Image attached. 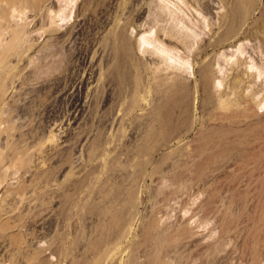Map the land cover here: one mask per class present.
Returning a JSON list of instances; mask_svg holds the SVG:
<instances>
[{
    "label": "rangeland",
    "instance_id": "374dc122",
    "mask_svg": "<svg viewBox=\"0 0 264 264\" xmlns=\"http://www.w3.org/2000/svg\"><path fill=\"white\" fill-rule=\"evenodd\" d=\"M79 1L60 26L16 11L0 31V102L12 107L0 144L13 150L0 180V264H264V0H86L88 22L72 40ZM17 26L23 38L14 44ZM118 30L129 47L120 67L110 36ZM143 34L189 62L165 69L163 52ZM51 53L61 59L57 74L17 80ZM85 54L102 57L98 70ZM215 55L221 84L204 101L199 65ZM83 76L96 80L77 107L72 94ZM166 76L185 84L191 100L176 95L160 122Z\"/></svg>",
    "mask_w": 264,
    "mask_h": 264
},
{
    "label": "bare ground",
    "instance_id": "6f19581e",
    "mask_svg": "<svg viewBox=\"0 0 264 264\" xmlns=\"http://www.w3.org/2000/svg\"><path fill=\"white\" fill-rule=\"evenodd\" d=\"M50 2V0H0V31H2V32H4L3 30H6L8 27H10V24H12L13 23V21H12V23H10L11 22V20H13V19H11V15H13L14 13L13 12H16V11H20V12H26V13H29V14H31V15H33V17L35 16V17H37V15H39V18H41V22H43L42 21V18L43 19H47V18H49V19H47L49 22L51 21V28H52V24H54L55 23V25H53V27L54 26H60L59 24H58V20H61V21H64V20H66V19H68V17L70 16L69 14H67L65 11H66V9L70 6V3H73L75 0H59V1H63L64 2V4L62 3V2H60L58 5H56L55 3H52L51 4V6H49L48 8L46 7V4L47 3H49ZM52 1V0H51ZM86 0H80L79 1V3L77 4V13H78V15H80L79 17V20H78V22H77V24L69 31V39H72V40H74L76 37V35L79 33V31L81 30V27L85 24V22L88 20H86V18L84 17V13H83V10H84V3H86L85 2ZM158 1V0H157ZM210 1V0H209ZM238 1V3H240L241 1H243V0H237ZM216 2V1H215ZM222 3L223 1H219V3ZM207 3H208V1H207ZM206 3V4H207ZM211 4H213L212 2H210ZM217 3V2H216ZM218 3V4H219ZM225 3V2H224ZM207 5H209V4H207ZM213 5H215V4H213ZM212 5V6H213ZM217 5V4H216ZM221 5V4H220ZM221 6H224V5H221ZM208 7V6H207ZM217 8H218V5L216 6ZM210 8V7H209ZM225 8V7H224ZM227 8V7H226ZM230 8V7H229ZM211 9V8H210ZM219 9H220V7H219ZM215 10V9H214ZM246 10V9H245ZM19 12V13H20ZM209 12H210V10H209ZM218 12V11H217ZM19 13H16V16L19 14ZM25 13V15L27 16L28 14H26ZM21 14V13H20ZM217 13H215V15H216ZM226 14V13H225ZM229 14V13H228ZM233 14H234V12H233ZM247 14V13H246ZM252 14V13H251ZM24 15V14H23ZM224 15V14H223ZM249 16V15H248ZM247 16V17H248ZM223 17H226L225 15L223 16ZM14 18V17H13ZM38 18V17H37ZM217 18V17H216ZM219 18V17H218ZM234 18V17H233ZM36 19V18H35ZM47 20H45V22L47 21ZM220 20V19H219ZM226 20H227V18H226ZM47 21V22H48ZM249 21V20H248ZM49 22H48V24H49ZM88 22V21H87ZM218 22V21H217ZM216 22V24H218ZM246 22H247V19H246ZM241 23V22H240ZM121 24V23H120ZM14 25V24H13ZM218 26H219V24H218ZM49 27H50V25H49ZM215 27H217V25L215 26ZM18 28H20L19 26H17V28H15V29H13V30H10V31H13V36L11 37V42L12 43H16V44H19V42H21V38H23L22 37V34H21V30L22 29H18ZM58 28V27H57ZM56 28V29H57ZM110 28V27H109ZM111 30V29H110ZM110 30H109V32H110ZM2 32H0V33H2ZM108 31H107V33H106V37H107V34L109 33ZM240 32H242V31H240ZM12 33V32H11ZM3 34H5V33H3ZM8 33H7V31H6V34L5 35H7ZM111 34V33H110ZM110 34H108V35H110ZM244 34H245V32H244ZM1 37H2V35H0ZM4 36V35H3ZM9 36H10V33H9ZM111 36V38L113 39V38H115V39H117V42L115 43H113V47H114V49L117 51V52H120V55L119 56H117V67H120L121 66V63H122V59H121V55H122V52H124L125 54H128V52H129V47H128V43H127V40H126V36L124 35V32L122 31V30H118L114 35H113V37H112V34L110 35ZM236 36V35H235ZM1 37H0V39H1ZM78 37V36H77ZM106 37H105V39H106ZM109 37V36H108ZM107 37V38H108ZM250 37V36H249ZM6 38V37H5ZM67 38V37H66ZM65 38V39H66ZM74 38V39H73ZM111 38H110V40H111ZM235 38V37H234ZM260 38V37H259ZM259 38H253V39H256V41L257 40H259ZM8 39V38H7ZM51 39V38H50ZM59 39V38H58ZM64 39V40H65ZM141 39H142V41H143V43H152L153 45H155V47L157 48L156 50H158L159 49V51L160 52H163V54H164V59H163V61L162 62H165L167 65H165L164 63H162V65L164 64V66H165V69H167V67H168V65L170 66V63L172 62V61H177L176 63H179L180 64V66L182 67V65H184V64H187L189 61H187V60H185V58H184V60H182V58L181 59H179V57L178 56H176L175 57V54H174V52L172 53V48L173 47H171V49H170V47H169V45H166V44H164L165 42H162L160 39H159V37H155V39L154 38H152L151 37V35H149V36H147V35H144L143 34V36L141 35ZM231 39V38H230ZM238 39V38H237ZM4 40V39H3ZM52 40V39H51ZM50 40V41H51ZM67 40V39H66ZM109 40V39H108ZM234 40V39H233ZM261 41H263L264 42V37L263 38H261L260 39ZM259 40V41H260ZM9 41V40H8ZM55 41V40H54ZM53 41V42H54ZM113 41V40H112ZM111 41V42H112ZM1 42H2V40H1ZM1 42H0V45H1ZM60 42V41H59ZM110 42V43H111ZM140 42H141V40H140ZM157 42H159L158 44H157ZM228 42V41H227ZM243 42V41H242ZM258 42V41H257ZM257 42H255V43H257ZM3 43V42H2ZM5 43V42H4ZM55 43V42H54ZM62 43H63V40H62ZM70 43V42H69ZM102 43H104L103 41H102ZM102 43H101V45H102ZM142 43V42H141ZM142 43V44H143ZM262 43V42H261ZM48 44V43H47ZM105 44V43H104ZM103 44V45H104ZM258 44V43H257ZM256 44V45H257ZM65 45H68V43L67 44H65ZM107 45H109V43L107 44ZM243 45V44H242ZM241 45V43H240V45H238L239 47L237 48V51L238 50H240L241 49V47H243ZM49 46V45H48ZM51 46V45H50ZM61 46H63V45H61ZM60 46V47H61ZM260 46V45H259ZM261 46H262V44H261ZM264 46V45H263ZM262 46V47H263ZM5 47V46H4ZM4 47L2 48V49H4ZM55 47V46H54ZM104 47V46H103ZM110 47H111V45H110ZM42 48V47H41ZM46 49H47V47H45ZM49 48V47H48ZM50 48H52V47H50ZM49 48V49H50ZM62 48V47H61ZM64 49H65V47H63ZM264 48V47H263ZM59 48H57L56 49V51L58 50ZM40 50V49H39ZM54 50V49H53ZM62 50V49H61ZM221 50V49H220ZM220 50H219V53H220ZM262 50V49H261ZM264 50V49H263ZM43 51H44V49H43ZM46 51V50H45ZM60 51V50H59ZM58 51V52H59ZM63 51V50H62ZM62 51H60V53L62 52ZM101 51H102V49H101ZM241 51H243V48H242V50H240V52ZM224 52V51H223ZM222 52V54H224ZM38 53V55L40 54L39 52H37ZM41 53H43L42 52V50H41ZM59 53V54H60ZM88 53V52H87ZM44 54V53H43ZM43 54H40V55H43ZM56 54H57V52H56ZM59 54H57V55H59ZM97 54H99V53H97ZM221 54V55H222ZM46 55H47V53H46ZM51 55H52V53H51ZM50 55V56H51ZM63 54H60V56L59 57H61ZM100 55V54H99ZM228 55V54H227ZM44 56V55H43ZM47 56H49V55H47ZM53 57L55 56L56 57V55H54V53H53V55H52ZM52 56H51V58H52ZM217 55H215L212 59H211V61H208V62H203V63H201V65H199L200 67H199V78H198V81L199 82H197L198 84H200V87H201V90H203V97H202V99L204 100V101H206L208 98L209 99H212V97L215 95V88H216V86L218 85V84H221V81L220 80H217V76L215 75V73H214V71H213V68H215V65L217 64V65H219L220 64V61H219V58L218 57H216ZM35 57H37V55L36 56H32V58H35ZM40 56H38L37 58H39ZM42 57V56H41ZM54 58L52 61H50V63H48V62H41V61H38L37 60V58H35L37 61H35V59L34 60H31L30 61V63H31V65H30V67H29V72H27L26 74L24 73V72H21V73H24L25 75L24 76H21L22 74H20V75H18V79L17 80H21L22 81V78H23V81L25 82L26 81V79H24V78H26V77H28V76H32V75H35L34 76V78H36V76L38 77H40V76H44V75H46L47 76V74L49 75V73L51 72H57L59 69H60V65H62L61 64V59L60 58ZM45 58H47V57H44V59ZM50 58V59H51ZM99 58H102L101 56L99 57ZM98 57H97V55H94V54H92V55H90V54H85V57H84V60H85V62L86 63H89L90 65H92V68H93V66H94V68L96 69L97 67H98V65H99V63H101V62H99L100 61V59H99ZM31 59V58H30ZM42 58H39V60H41ZM64 60H65V58H63ZM62 59V60H63ZM99 59V60H98ZM28 61V60H27ZM155 61V60H154ZM179 61V62H178ZM64 62V61H63ZM28 63V62H27ZM26 63V64H27ZM158 63V62H157ZM156 63V64H157ZM173 63V62H172ZM29 64V63H28ZM153 64V63H152ZM254 63H252L251 64V66H253L254 67V65H253ZM88 65V64H87ZM158 65H161V64H158ZM258 65V64H257ZM100 66V65H99ZM219 66H221V64L219 65ZM28 67V66H27ZM160 67V66H159ZM162 67V70H163V66H161ZM174 67H176V65L174 66ZM62 68V67H61ZM28 69V68H27ZM99 68H97V70H98ZM168 69H169V67H168ZM216 69V68H215ZM1 70V69H0ZM61 70V69H60ZM220 70H221V67H220ZM25 71H27V70H25ZM168 71V70H167ZM167 71H165L166 73H167ZM55 72V73H56ZM171 72V71H170ZM1 73V72H0ZM176 73V72H175ZM198 73V72H197ZM57 74V73H56ZM94 74H97V73H95L94 72ZM161 74H163V73H161ZM62 75V74H61ZM179 75V74H178ZM54 76V75H53ZM59 76H60V74H59ZM159 76V75H158ZM58 77V76H57ZM56 77V78H57ZM92 77V79L94 80V78L96 77V76H94V78H93V76H91ZM91 77H86V76H83V77H81L80 79H78L77 81H76V86H74L75 87V90H77L74 94H72V104L74 105V106H77V107H79L78 105L80 104V102H81V100H82V97H83V93H81L82 92V89L85 87H91V82H92V80H91ZM238 77V78H237ZM234 80H233V86H234V90H235V88L236 87H238V86H241L242 85V81L243 80H241V79H239V76H237ZM29 78V77H28ZM34 78H32L31 79V81L32 80H34ZM45 78V77H44ZM43 78V79H44ZM59 78V77H58ZM171 78H172V76H166L164 79H163V81H161L160 82V92L162 93V95H163V97H164V100H165V102H164V105H162V106H159L156 110H155V114H156V116H157V118L159 119V121L161 122V121H168V119H170V117H171V111L175 108V102H176V95H179L180 96V99L182 100H187L188 102L191 100V92H190V89H188V87L185 85V84H181V83H179V82H176V81H170L171 80ZM39 79H41V77L39 78ZM28 80V79H27ZM35 80H38V79H35ZM45 80V79H44ZM51 80V79H50ZM52 80H53V78H52ZM54 80H56V79H54ZM57 80H59V79H57ZM56 80V81H57ZM95 80H96V78H95ZM98 80V79H97ZM157 80V79H156ZM19 81H18V83H19ZM22 81V83H24ZM43 81V80H42ZM38 82H40V81H38ZM38 82H35V83H38ZM21 83V82H20ZM20 83H19V85H20ZM32 83V82H31ZM34 83V82H33ZM45 83H47V82H45ZM44 83V84H45ZM75 83V82H74ZM93 83H96V81L95 82H93ZM16 85H18V84H16ZM41 86H43V85H41ZM45 86H46V84H45ZM73 86V85H72ZM38 87V86H37ZM36 86H35V88H36V90L39 88H37ZM74 87H73V89H74ZM29 88H30V86H29ZM43 87H41V89H42ZM191 88V87H190ZM243 88H244V86H243ZM33 89V87L31 88V90ZM72 89V90H73ZM241 90H243L242 88H240ZM240 89H238L239 90V92H240ZM9 90V89H8ZM234 90H232V93H233V91ZM236 90H237V88H236ZM156 91V90H155ZM249 91V90H248ZM6 92H7V90H6ZM9 92V91H8ZM74 92V91H73ZM205 92V93H204ZM243 92V91H242ZM156 93V92H155ZM201 93V92H200ZM246 93V92H245ZM234 94H235V92H234ZM237 94H238V91H237ZM242 94V93H241ZM254 94H256V92H255V90H254V92L252 91V95H254ZM7 95V94H6ZM5 95V96H6ZM71 95V94H70ZM157 96V95H156ZM161 96V95H160ZM158 97V96H157ZM231 97V96H230ZM229 97V98H230ZM4 99V98H3ZM11 100V99H10ZM71 100V99H70ZM12 101V100H11ZM162 101V100H161ZM226 101V94L224 93V94H222V97H221V101L219 102V103H222V102H225ZM12 102H14V100L12 101ZM258 104H261V102H258ZM16 105H18V103L16 104ZM15 106V105H14ZM19 106V105H18ZM17 106V107H18ZM10 107H11V103H10V101L9 100H3V101H1L0 102V127L2 126V123L3 122H5V118L8 116H6V114H8V112H9V110H10ZM12 108V107H11ZM71 108V107H70ZM75 110H77V109H75ZM81 110V109H80ZM140 112H141V110H139ZM139 112V113H140ZM9 114H11L10 112H9ZM136 115V114H135ZM137 115H140V114H137ZM136 115V116H137ZM9 116H11V115H9ZM135 116V117H136ZM142 117H143V115H142ZM9 119H11V117L9 118ZM9 119H8V117H7V121H9ZM6 121V122H7ZM10 122V121H9ZM4 126H5V124H4ZM25 127V126H24ZM26 130V129H25ZM23 131V130H22ZM22 131H21V135H22ZM24 132V131H23ZM25 132H28L27 130L25 131ZM19 133H16V134H19ZM29 133V132H28ZM20 134H19V136H20ZM24 135H26V134H24ZM19 136L17 137V138H19ZM19 140H20V138H19ZM21 140H22V138H21ZM174 142V141H173ZM178 142V141H177ZM172 143V142H171ZM180 144V143H179ZM65 146V145H64ZM15 147V146H14ZM13 147V148H14ZM12 148V149H13ZM15 150H17V149H15ZM11 151H13V150H10V148L9 149H7L6 148V146L5 145H3V144H0V180L2 179V174L4 173V171H7L8 170V168L9 167H11V166H9L8 167V165H9V163H10V157L12 156L11 155ZM16 152V151H15ZM15 152H13V153H15ZM11 155V156H10ZM16 155V154H15ZM13 157V156H12ZM12 160V159H11ZM13 162H14V160H13ZM8 167V168H7ZM65 169V168H64ZM63 170V169H62ZM5 174H6V172H5ZM5 179V178H4ZM1 181H3V180H1ZM3 183V182H2ZM2 183H0V186H1V184ZM14 191V190H13ZM4 192V191H3ZM10 192V191H9ZM17 192V191H16ZM16 192H15V194H16ZM3 194V193H2ZM8 194H10L11 195V192L10 193H8ZM12 194H14V193H12ZM2 196V195H1ZM5 196H8V195H5ZM5 196H2V197H4L5 198ZM15 196H17V195H15ZM19 196V195H18ZM21 196V195H20ZM9 198H10V196H8ZM12 197H14V195L12 196ZM22 197V196H21ZM9 198H7V200H5V201H8L9 200ZM18 198H20V197H18ZM6 199V198H5ZM12 200V199H11ZM14 200V199H13ZM12 200V201H13ZM0 201H2L1 200V198H0ZM4 201V200H3ZM2 201V202H3ZM15 201V200H14ZM2 202H1V204H2ZM8 203H11L10 201H8ZM6 202H5V205H3V207L2 208H4V206H6ZM12 204V203H11ZM7 205H9V204H7ZM9 207H11V206H9ZM14 208H12V210H13ZM6 210V209H5ZM7 210H9V209H7ZM11 210V209H10ZM11 210V211H12ZM0 215H2V214H0ZM6 215H7V213H6ZM3 217V216H2ZM1 217V218H2ZM12 217V216H11ZM3 236H5V235H3ZM5 238V237H4ZM7 238V237H6ZM5 238V239H6ZM8 239V238H7ZM5 241V240H4ZM4 241H3V243H4ZM8 241V240H7ZM19 241V240H18ZM2 242V241H1ZM5 244V243H4ZM7 244V243H6ZM0 245H1V243H0ZM3 245V244H2ZM5 247H7V246H5ZM12 248H14V246H11ZM2 248V247H1ZM3 249V248H2ZM24 249V248H23ZM1 250V249H0ZM10 250V249H9ZM8 250H6L5 252H7ZM11 251V250H10ZM15 251V250H14ZM21 251H22V248H21ZM20 251V252H21ZM5 252H4V254H5ZM9 252V251H8ZM24 252L25 251H23V254H24ZM11 253H13L12 251H11ZM26 253V252H25ZM2 254H3V252H2ZM7 254V253H6ZM10 255V254H9ZM12 255V254H11ZM110 255H111V253H110ZM109 255V256H110ZM2 256V255H1ZM112 257H113V255H112ZM0 258H2V257H0ZM24 258V257H23ZM107 258V257H106ZM25 259V258H24ZM21 260H22V258H21ZM1 261V260H0ZM24 261H26V260H23V262ZM22 263V262H21ZM18 264V263H17ZM25 264V263H24ZM28 264H30V263H28Z\"/></svg>",
    "mask_w": 264,
    "mask_h": 264
}]
</instances>
